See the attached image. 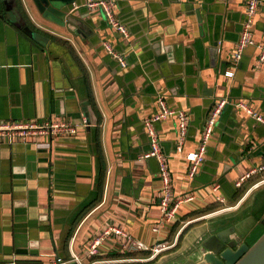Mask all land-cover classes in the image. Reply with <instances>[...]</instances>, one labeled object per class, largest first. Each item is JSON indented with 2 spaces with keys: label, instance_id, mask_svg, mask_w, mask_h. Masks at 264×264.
Instances as JSON below:
<instances>
[{
  "label": "crops",
  "instance_id": "1",
  "mask_svg": "<svg viewBox=\"0 0 264 264\" xmlns=\"http://www.w3.org/2000/svg\"><path fill=\"white\" fill-rule=\"evenodd\" d=\"M19 6L17 22L0 2V122L81 124L88 122V102L98 123L60 139L0 140V264H51L73 255L84 264H174L213 229L234 228L227 236L238 234L248 245L260 236L264 174L251 175L240 188L235 182L258 168L264 126L234 104L243 102L264 117V63L257 62L264 4L251 30L255 46L238 63L233 52L243 0H114L113 14L126 38L99 8L86 16L74 7L64 21L33 0ZM104 44L123 53L125 68ZM158 98L187 120L181 153L178 118L154 124L171 203L191 198L166 223L158 162L142 159L149 150L144 122L159 112ZM221 100L226 103L204 162L191 180L185 156L198 148L206 119ZM188 221L194 222L184 227ZM107 226L150 249L162 243L171 248L142 261L151 252H125L113 237L86 260L89 242Z\"/></svg>",
  "mask_w": 264,
  "mask_h": 264
},
{
  "label": "built area",
  "instance_id": "2",
  "mask_svg": "<svg viewBox=\"0 0 264 264\" xmlns=\"http://www.w3.org/2000/svg\"><path fill=\"white\" fill-rule=\"evenodd\" d=\"M85 7L89 11L101 9L111 29L123 37H127V31L125 27L118 22L113 14L114 0H85ZM245 3V14L244 21L240 30L239 38L236 42L235 49L233 52V61L238 63L243 52L248 47L255 46V43L251 36V30L254 23V18L258 12L259 6L264 4V0H243ZM107 53L117 61L121 68L126 67V61L123 57V53L114 51L113 48L104 44ZM259 54L257 62L259 64L264 63V42L259 45ZM227 77H232V72L226 73ZM225 100L218 102L211 110L210 114L206 119L203 131L200 135V141L198 148L186 154L185 158L188 162L187 176L193 180L196 178L201 165L204 162L207 144L213 133L217 119L219 118L223 107L225 106ZM236 109L243 111L247 116L252 118L258 124L264 126V117L258 112L249 108L245 103L238 102L234 104ZM159 112L152 116L150 119L144 122L148 142L149 151L142 156V159L154 158L158 162V172L161 181V195H160V212L163 222H171L175 219L176 212L181 203H185L191 200V198L181 199V201L175 204L171 203V180L170 174L165 163L164 157L161 152V147L156 135L154 124L165 120L169 116H176L178 118V130L179 139L177 142L176 150L178 153L182 152V143L186 136L187 120L186 116L181 111H174L167 107L165 101L162 98H158ZM87 126V120L83 119L81 124H74L68 120H27V121H9L0 122V140L4 142H26L29 140H36L38 138L50 137L51 139H60L65 137L74 136L78 133L79 128ZM264 172V155L260 158V164L257 169L250 171L240 176L235 182V186L240 188L250 177L255 173ZM194 221H188L185 225H189ZM118 237L121 240V246L125 252H151V255L142 261H149L158 253L168 250L171 248L167 244H157L155 247L150 249L144 243L133 239L128 234L122 232L116 227L107 226L96 234L89 242V246L85 252V259L90 260L97 256L98 249L102 243L109 238ZM84 264L81 257L73 255L69 261L56 258L51 264Z\"/></svg>",
  "mask_w": 264,
  "mask_h": 264
},
{
  "label": "water",
  "instance_id": "3",
  "mask_svg": "<svg viewBox=\"0 0 264 264\" xmlns=\"http://www.w3.org/2000/svg\"><path fill=\"white\" fill-rule=\"evenodd\" d=\"M33 1L39 10L45 14H49V11L55 12L57 17L64 21L71 20L73 16L70 13L75 10L74 7H77V10L80 11L84 10L86 16L90 15V11L85 7V0L82 2H79V0ZM0 2L3 5L6 15L8 14V19L16 20L17 22L21 19L17 0H0ZM52 20L63 24L54 18H52ZM83 112L88 119L87 124L90 126H96L98 123L97 118L88 102L84 104ZM255 123L258 124L257 122ZM261 224L264 226V218L261 220ZM233 230L234 228H226L218 231H216V229L211 230L208 232L206 238L200 239L195 244L192 248L191 255L185 257L183 260H178L174 264H184L187 261H190L193 264H264V230L251 245L243 242V237L238 234L236 236H233L232 234L231 238V235L228 237V232Z\"/></svg>",
  "mask_w": 264,
  "mask_h": 264
},
{
  "label": "trees",
  "instance_id": "4",
  "mask_svg": "<svg viewBox=\"0 0 264 264\" xmlns=\"http://www.w3.org/2000/svg\"><path fill=\"white\" fill-rule=\"evenodd\" d=\"M17 4H18V6L20 5V0H17ZM19 9H20V12L23 13V11H22V9L20 8V6H19ZM263 174H264V172H263ZM239 197H240V196H239ZM194 215H196V214H193V216H194Z\"/></svg>",
  "mask_w": 264,
  "mask_h": 264
},
{
  "label": "rangeland",
  "instance_id": "5",
  "mask_svg": "<svg viewBox=\"0 0 264 264\" xmlns=\"http://www.w3.org/2000/svg\"><path fill=\"white\" fill-rule=\"evenodd\" d=\"M260 230V229H259Z\"/></svg>",
  "mask_w": 264,
  "mask_h": 264
}]
</instances>
